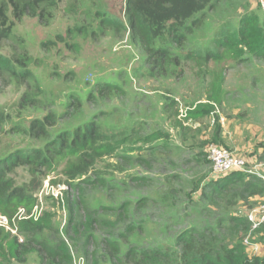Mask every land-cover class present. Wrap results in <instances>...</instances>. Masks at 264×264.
<instances>
[{"label": "rangeland", "instance_id": "1", "mask_svg": "<svg viewBox=\"0 0 264 264\" xmlns=\"http://www.w3.org/2000/svg\"><path fill=\"white\" fill-rule=\"evenodd\" d=\"M3 2L8 5V0ZM247 13L264 19L260 0H220L184 43L169 35L159 44L171 58L155 67V60L131 40L129 29L101 24L107 15L126 21V0H41L20 20L7 8L12 33L0 41V54L33 78L29 83L0 78V160L15 151L43 149L90 122L100 126L104 143L116 147L113 155L74 181L64 174L65 161L36 177L27 168L15 172L17 185L38 188L39 212L45 217L41 225L47 229L35 239L61 245L62 253L70 251V264H81V258L84 264H93L94 258L112 264L103 239L117 241L123 252L135 247L140 253L175 247L183 232L199 241L217 218L214 209L219 210L205 196L212 178L207 151L215 144V118L264 130V61L247 56L244 61L206 62L198 57L223 32L239 27ZM213 96L219 101L215 113L201 118L196 127L187 114ZM48 117L54 125L46 135L30 136V124ZM161 133L165 137L157 138ZM257 144L263 147L257 161L264 167V142ZM244 158L247 171L252 170ZM76 200L99 220L88 248V229L78 231L85 212L71 214ZM124 204L130 208L125 222L120 217ZM127 225L134 232L128 233ZM249 231L239 240L243 247ZM252 237L264 253L263 240ZM24 238L20 242L29 251L23 264H53L44 262ZM1 242L9 245L11 240L0 237ZM87 250L93 256L88 258Z\"/></svg>", "mask_w": 264, "mask_h": 264}, {"label": "trees", "instance_id": "2", "mask_svg": "<svg viewBox=\"0 0 264 264\" xmlns=\"http://www.w3.org/2000/svg\"><path fill=\"white\" fill-rule=\"evenodd\" d=\"M39 1L41 0H8V5L4 2L0 4V41L8 40L12 33L10 25L7 27V8L11 6L14 18L20 20L23 16L31 15ZM219 2L220 0H126V21L107 15L101 24L105 29H129L131 40L153 58L155 67H158L171 58L170 53L159 47V44L169 35L175 36L177 43H184L189 35L203 26L207 12L214 10ZM182 30L183 33L180 34ZM247 56L264 61V19L261 20L255 13L245 14L240 20L239 27L223 32L212 49L205 51L204 55L198 54L199 59L204 58L206 62H221L227 58L244 61ZM6 76L15 77L18 81L27 79L28 83L33 78L28 70L18 71L11 59L0 54V78ZM215 88L220 90L218 85H215ZM217 103L218 99L211 97L206 104L191 109L187 114L188 119L197 121L214 114ZM49 120L48 117L33 121L30 124L29 135L35 138L41 137L40 132L46 135L47 130L54 125V122ZM164 137V133H161L157 138ZM104 138L100 126L90 122L83 130L58 136L43 149L15 151L0 160V215L7 217L12 228L18 233L14 235L0 226V237L3 238V242L11 240L9 245L2 242L0 244V264L24 263V255L29 250L25 248L24 241L20 242L22 237L28 240L30 246L35 245L44 262L53 264L72 262L70 251L62 253L61 245L52 247L45 241L35 239L47 229L41 225L45 217L41 215L38 220L18 218L21 209L29 216L39 205V199L35 195L38 188L17 185L13 175L18 169L27 168L36 177L43 170L51 171L65 161V176L71 181L77 180L87 175L98 160L111 156L116 151L114 145L103 142ZM243 174L232 173L217 180L209 178L205 196L209 203L213 204L211 207L219 210L214 209L217 218L207 226L206 233L198 242L183 232L178 236L175 247H170L171 249L140 253L135 247L123 252L117 241L103 239L109 261L112 264H264V257L249 256L247 246L244 244L245 248L239 242L241 236L244 237L246 234L247 228L251 230V224L246 216L242 217L235 213L240 199H247L246 195L264 194V184L256 178L246 182L247 177ZM226 178L229 179L224 181ZM87 182L90 185L96 184V181ZM77 211L85 212L84 218L81 217L79 220L78 231L82 228L88 229L85 239L88 248L92 245L91 240L95 239L93 230L99 220L95 218L94 212L84 208L80 200L72 204L71 214ZM121 211L120 217H124L125 222L130 208L124 204ZM226 224L229 229L225 227ZM134 230L131 225H127L128 233ZM258 232L260 231L254 235H258ZM225 233L228 235L224 236ZM80 237L84 238L85 234L81 232ZM228 237H233V240L230 241ZM254 240L255 237L253 242ZM87 256L89 258L93 253L87 250ZM93 264L100 263L94 258Z\"/></svg>", "mask_w": 264, "mask_h": 264}, {"label": "crops", "instance_id": "3", "mask_svg": "<svg viewBox=\"0 0 264 264\" xmlns=\"http://www.w3.org/2000/svg\"><path fill=\"white\" fill-rule=\"evenodd\" d=\"M236 112V111H234ZM213 115V114H212ZM220 117V118H219ZM217 116L214 120V124H217L215 127V134L213 143L214 145H218L225 148L234 149L232 151L236 152L238 155L242 157H247L250 161V164L253 166L250 167L252 170L250 172H245L246 182L253 180L252 178H256L262 184H264V167L262 163H259L258 156L260 154V145L257 143L264 142V130L257 129L253 125H239L237 122L227 123V119L224 116ZM201 120V119H199ZM197 120V121H199ZM195 121L194 125L196 127L199 126V122ZM217 128V129H216ZM229 178L224 179V181ZM223 181V182H224ZM210 182V181H209ZM247 199H240L236 210V215H240L245 217L249 211L258 208L260 205L264 204V194H257L254 196L246 195ZM258 232V239L263 240L264 242V227H262ZM256 240V239H255ZM252 242L253 245L247 247V252L250 256L251 253L258 254L259 256L262 253V247L260 243L257 241ZM250 252V253H249Z\"/></svg>", "mask_w": 264, "mask_h": 264}, {"label": "built area", "instance_id": "4", "mask_svg": "<svg viewBox=\"0 0 264 264\" xmlns=\"http://www.w3.org/2000/svg\"><path fill=\"white\" fill-rule=\"evenodd\" d=\"M260 4L262 10L264 11V0H260ZM207 155L212 166L211 179L217 180L237 172H250L247 171L246 159L238 155L236 152L225 147H221L218 145H210L207 151ZM40 216L41 212H39V205L35 207L31 215L29 216H27L24 209H21L18 213L19 219L33 218L34 220H38ZM246 218L251 224V230L249 236L244 240V244L249 247L253 245L252 236L254 235V233L264 227V204L260 205L258 208L249 211V213L246 215ZM0 226L5 228L7 231H11L14 235L18 234L17 230L13 229L10 225L9 219L2 215H0ZM80 263H85L83 258H81Z\"/></svg>", "mask_w": 264, "mask_h": 264}]
</instances>
